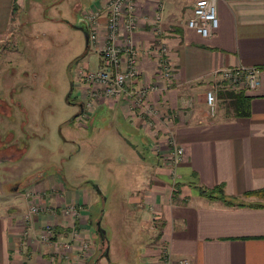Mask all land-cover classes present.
<instances>
[{
  "label": "crops",
  "instance_id": "crops-1",
  "mask_svg": "<svg viewBox=\"0 0 264 264\" xmlns=\"http://www.w3.org/2000/svg\"><path fill=\"white\" fill-rule=\"evenodd\" d=\"M105 1L96 0L90 6ZM214 1L218 24L208 36H202L186 22L192 13V0H136L137 24L131 32L138 48L135 83L154 86L147 98L157 113L147 118L137 107L131 108L127 98L102 95L97 96L93 109L85 112L92 124L98 106L100 117L110 121L111 126L104 130L113 131L135 151L132 162L136 174L138 167L149 174L144 184L129 194L120 211L124 225L135 226V233L140 214L149 228L150 239L142 242L136 264H176L180 256L191 264H264V0ZM44 2L0 0V47L18 25L29 22L36 5ZM25 7L27 14L23 10L16 13ZM82 10L78 11L80 17ZM158 10L161 30L155 33L152 18ZM159 42L167 49L163 57L170 68L168 77L157 73ZM89 47L99 51L97 42H88ZM239 64L259 69L257 86L234 87L213 72ZM211 86L217 108L212 116L204 103V92ZM227 87H243L249 109L246 115L240 107L237 114L234 108L223 107L228 96L225 99L220 91ZM239 101L241 96L236 104ZM169 135L183 148L175 163L165 156L172 150L167 143ZM125 162L129 164L124 171L130 166ZM41 179L33 183L32 190L49 187ZM3 182L1 178L0 186ZM12 183L11 190L20 181ZM217 183L224 185L225 194L242 203L225 204L220 198L209 199L198 193V186L210 188ZM50 184L52 195L47 193L41 200L47 206L33 214L32 220L25 222L23 215L30 202L39 204L40 197L35 198V194L31 193L32 198L24 195L28 206L22 211L16 204H0V264H97L103 256L107 264L112 263L110 242L108 255H95L101 242L96 238L95 221L102 216L101 209L96 217V198L86 187L64 195L55 182ZM252 189L263 191L245 193ZM70 206L74 209L68 210ZM130 218L133 225L128 222ZM47 223L52 232L43 240L40 234ZM75 229L77 234L72 237ZM136 235L135 240H139L140 233ZM65 240L71 244L64 250L61 243ZM83 241L88 242L86 250ZM125 244L121 243L122 256L128 255Z\"/></svg>",
  "mask_w": 264,
  "mask_h": 264
},
{
  "label": "rangeland",
  "instance_id": "rangeland-1",
  "mask_svg": "<svg viewBox=\"0 0 264 264\" xmlns=\"http://www.w3.org/2000/svg\"><path fill=\"white\" fill-rule=\"evenodd\" d=\"M44 1L31 12L29 22L18 25L4 46L1 45L3 49L0 47V99L7 104L5 111L0 102V179L5 180L0 193L6 192V195L0 194V204H16L22 211L28 206L24 195L32 198L33 193L35 198L40 197L38 203L42 207L38 210H42L47 204L41 200L53 192L51 182H55L64 195L71 189L81 192V188L86 187L87 193L96 198L93 208L97 218L102 209L100 225L106 228L110 242L112 263L109 264H136L142 242L150 239L149 228L141 220L142 215H138L137 233L140 235L139 240H135V226L124 225L120 211L127 204L129 194L138 184H144L149 174H144L139 167L136 174L132 162L135 151L126 140L113 135V131L104 130L111 125L108 119L100 117L98 106L92 124L86 116L85 120L78 119L76 112L82 84L73 80L71 85L75 66L85 63L89 70H95L101 64L99 51L89 47L83 53L85 38L71 23H77L80 9L93 7L90 4L96 0ZM22 10L28 13L26 7L16 13ZM140 149L147 152L141 146ZM11 150L15 153L10 156ZM124 160L130 162L125 171L123 168L129 163H123ZM40 178L49 187L41 186L38 192L32 190L33 183ZM19 181L17 188H9L10 183ZM128 213L132 214L129 210ZM131 218L128 222L133 225ZM91 224L94 225L93 221ZM123 242L128 251L125 256L121 253ZM100 260L97 264H107V257Z\"/></svg>",
  "mask_w": 264,
  "mask_h": 264
},
{
  "label": "built area",
  "instance_id": "built-area-1",
  "mask_svg": "<svg viewBox=\"0 0 264 264\" xmlns=\"http://www.w3.org/2000/svg\"><path fill=\"white\" fill-rule=\"evenodd\" d=\"M136 0H106L104 3H95L86 13V19L91 28L88 31L89 42L98 44L100 51L101 65L95 70H89L87 64L75 67L74 76L76 82L81 85V96L87 109H91L96 103L97 96L102 95L108 98L118 99L125 97L129 100L131 108L137 107V110L144 117L150 118L151 115L157 113L156 109L151 105L147 98V92L150 88H154L152 84H136L137 77V52L131 32L136 27ZM216 7L214 0H192V13L186 18L188 27L195 32L201 33L202 36H208L210 30L218 24ZM160 13L157 11L152 18V30L155 33L160 28ZM104 17L101 22L100 18ZM123 30L122 37L119 35ZM121 38V39H120ZM159 66L157 73L168 77L171 75L163 53L167 51L163 43L159 42ZM162 52V53H161ZM213 72L219 74L225 79L229 85L236 86L238 84L246 86H257L259 69L252 65H236L235 67L222 66L219 69H213ZM205 109L207 114L212 116L217 112L216 96L213 88H207L204 92ZM149 122V121H148ZM174 139L169 135L167 143L172 150L165 154L167 161L175 163L180 160L183 148L180 147ZM42 207L39 204L30 202L23 217L26 220L32 218V215L38 212ZM68 210L74 207H67ZM40 236L43 240L49 239L52 228L46 224ZM76 229L71 232V236L75 237ZM71 241L65 240L61 243V247H70ZM88 242L82 243L83 250L87 249ZM86 252V251H84ZM83 252V253H84ZM85 254V253H84ZM86 255V254H85ZM176 264H191L187 257L180 256L176 259Z\"/></svg>",
  "mask_w": 264,
  "mask_h": 264
},
{
  "label": "trees",
  "instance_id": "trees-1",
  "mask_svg": "<svg viewBox=\"0 0 264 264\" xmlns=\"http://www.w3.org/2000/svg\"><path fill=\"white\" fill-rule=\"evenodd\" d=\"M88 48L87 44L84 45L83 48V53H85ZM83 55V54H82ZM242 88L243 87H238L235 90H232L231 88H223V90L220 91V93H222V95H224L225 99L228 96V99H226L225 101V106L227 108H234V114H237V107L242 108L244 110V112H242L243 115H246L247 112H249V109L247 107L246 101H244L246 98V96H244L243 92H242ZM231 91V92H230ZM228 93V94H227ZM239 96H241V100L239 101V103L236 104V101L239 99ZM224 185L223 184H216L213 187L210 188H206V186H198V193L200 195H205L206 197H208L209 199H215V198H220V200H222L223 203L225 204H240L242 203L240 202H235L234 198L229 195V194H225L224 190ZM260 191H263V189L257 190V189H252L250 191L245 192L246 194H251L253 192H257L259 193ZM92 260V259H91Z\"/></svg>",
  "mask_w": 264,
  "mask_h": 264
},
{
  "label": "flooded vegetation",
  "instance_id": "flooded-vegetation-1",
  "mask_svg": "<svg viewBox=\"0 0 264 264\" xmlns=\"http://www.w3.org/2000/svg\"><path fill=\"white\" fill-rule=\"evenodd\" d=\"M87 9H89V7L88 8H83V10L81 11L82 13H83V17L86 19V13H88V11L90 10H87ZM80 18V17H79ZM86 21H87V25H88V28L90 29L91 28V26L89 25V22H88V20L86 19ZM81 22L82 21H80L79 22V24H81ZM72 24L74 23V22H71ZM77 28V27H76ZM89 29H88V31H89ZM78 30H79V28H78ZM90 41V40H89ZM88 41V42H89ZM85 42V41H84ZM87 46H88V43H87ZM88 49V48H87ZM86 49V50H87ZM87 52V51H86ZM85 52V53H86ZM84 64V63H83ZM82 64V65H83ZM78 66H80V65H78ZM78 66H75V67H78ZM75 67L73 68V74H72V76H73V79H71V85H72V83H73V80H76V78H75V76H74V69H75ZM69 93H70V91L68 92V93H66V95H65V100L66 101H68L69 100ZM80 96H81V94H80ZM3 99H0V102L2 103V104H4V106L2 107L1 106V108H3L5 111H6V107H7V104H6V102L5 101H2ZM79 102H78V112H76V116H78V119H84V117L86 116L87 117V114L85 113L86 112V110H89V109H87L86 108V106H84L85 105V102L83 101V98H82V96H81V98L78 100ZM91 109H93V108H91ZM85 110V111H84ZM85 117V118H86ZM85 120V119H84ZM11 135V132L9 133V136ZM10 142L11 141H9L8 143L10 144ZM13 144V142H11V145ZM10 153V152H9ZM15 153V151L13 152L12 150H11V153H10V156L12 155V154H14ZM20 153V151H19V149L17 150V154H19ZM37 173H41L42 174V172L41 171H38ZM37 173H32V174H36L37 175ZM28 175H26V177H27ZM32 177H30L29 179H31ZM72 207H74V206H72ZM96 220V219H95ZM96 238L99 240L100 238L98 237V235L96 236ZM100 245H99V247H98V254L100 253H102V251H103V243L105 242V241H102L101 239H100ZM100 251V252H99Z\"/></svg>",
  "mask_w": 264,
  "mask_h": 264
},
{
  "label": "water",
  "instance_id": "water-1",
  "mask_svg": "<svg viewBox=\"0 0 264 264\" xmlns=\"http://www.w3.org/2000/svg\"><path fill=\"white\" fill-rule=\"evenodd\" d=\"M81 22V24H79V22ZM73 25H75V27L79 28V30L83 33V36L85 38V42L84 45L88 43L89 41V37H88V25H87V21L86 19L81 16L80 18H78L77 23H73ZM94 187L96 189H98V191L100 192L101 190L98 188L96 183H93ZM95 227H96V233L98 235V237L102 240L105 241L104 247H103V251H102V256L103 255H108V243L109 240L106 238V234H105V230L106 228L104 226L100 225V220L99 218L95 221Z\"/></svg>",
  "mask_w": 264,
  "mask_h": 264
}]
</instances>
